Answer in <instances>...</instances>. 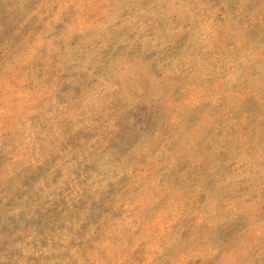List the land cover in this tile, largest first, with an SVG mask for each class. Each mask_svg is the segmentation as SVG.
I'll return each instance as SVG.
<instances>
[{
	"label": "rangeland",
	"instance_id": "obj_1",
	"mask_svg": "<svg viewBox=\"0 0 264 264\" xmlns=\"http://www.w3.org/2000/svg\"><path fill=\"white\" fill-rule=\"evenodd\" d=\"M0 264H264V0H0Z\"/></svg>",
	"mask_w": 264,
	"mask_h": 264
}]
</instances>
